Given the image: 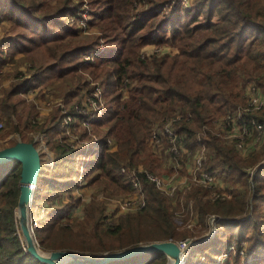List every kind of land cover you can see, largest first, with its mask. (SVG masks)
Masks as SVG:
<instances>
[{
    "label": "trees",
    "instance_id": "obj_1",
    "mask_svg": "<svg viewBox=\"0 0 264 264\" xmlns=\"http://www.w3.org/2000/svg\"><path fill=\"white\" fill-rule=\"evenodd\" d=\"M31 1L37 6L22 0H0V14L6 11L13 24L11 35L0 41V63H6L4 49L8 54L24 53L34 67L29 79L34 85L52 77L71 82L65 102L72 96V89L88 84L78 74L81 69L90 70L103 83L106 103L97 123L106 127L99 131L98 154L85 169V175L97 170L87 183L104 184L102 190H130L128 178L120 173L122 165L136 167L143 161L144 167L153 172L156 160L147 140L157 121L180 115L173 126L184 141L189 140L184 142L187 147H195L191 140L203 125L222 112L247 103L248 86L255 93L264 91V0H191L187 8L182 0H88L91 16L97 17L89 23L100 31L89 42L77 38L76 30L64 24L68 14L78 18L81 2L54 0L51 6L50 0ZM39 8L42 10L37 13ZM145 46L168 47L172 52L145 54ZM36 50L41 53L35 54ZM91 52H99L95 60L81 59ZM23 76L20 71L14 76L17 82L2 90L1 120L16 113L13 97L23 86ZM93 88L89 86L88 90ZM124 92L128 94L122 98ZM263 111L249 116L264 125ZM57 127L56 122L41 132L47 133L51 128L55 132ZM15 130L18 129L14 127ZM107 139L113 142L114 150L100 147ZM202 142L209 158L204 169L219 176L232 196L230 200L211 203L202 199L207 191L193 189L189 197L195 200L198 221L204 226L206 215L216 214L228 220L218 223L220 238L229 234L237 242H247L248 253L257 254L260 249L264 253V165L254 174L252 194L247 189V170L243 169L244 165L252 168L263 159L264 143L243 158L231 143L211 134ZM74 154L66 145H55L56 166ZM71 174L68 178L58 171L51 179L54 190L49 193L50 199L76 186ZM19 175L17 161L0 165V264H42L26 252L19 238L15 213ZM141 181L145 207L119 216L115 225H103V208L95 202L90 203L83 219L77 215L70 224L62 223L73 219L72 204L52 208L51 212L47 207L34 231L40 249L96 255L140 243L179 242L192 237L187 231L177 230L174 216L180 206L161 195L149 181ZM41 192L37 184L30 206L33 209L42 206ZM47 193L45 198H49ZM192 260L188 256L185 264ZM259 260L256 264H264V258ZM165 262L163 254L147 253L108 264ZM233 264L240 262L234 259Z\"/></svg>",
    "mask_w": 264,
    "mask_h": 264
},
{
    "label": "rangeland",
    "instance_id": "obj_2",
    "mask_svg": "<svg viewBox=\"0 0 264 264\" xmlns=\"http://www.w3.org/2000/svg\"><path fill=\"white\" fill-rule=\"evenodd\" d=\"M25 4H28L30 6H37V2H33L31 0H22ZM74 2H81V8L80 12L77 14L78 18L75 17L73 14H68L64 17V24H66L68 28L76 30L77 38H80L83 41H91L94 40L95 37L100 35V31L97 27L93 26L89 23V20L94 19L97 20V17L91 16V10L90 5L88 3V0H73ZM51 6L54 4V0H50ZM42 8H39V11L37 13H40ZM12 22L10 21L9 14L4 11L0 14V41H4L10 33V28L12 26ZM171 48L168 47H162L159 49H156L153 46H145L142 48V52L145 54H148L149 52L153 51H160L159 54L162 52L171 51ZM174 49V48H172ZM89 52V51H88ZM172 52V51H171ZM35 54L41 53V51H34ZM87 54V53H86ZM83 57H85V54L82 55L81 59L83 60ZM4 61L6 62L4 65L0 63V98L3 96V91L9 88L12 84L17 82V79L14 77L21 73L24 75L23 77H20L22 82H25L28 78L30 79L32 77L31 67H33V64L28 61L27 56L24 53L16 52L13 54H8L6 50L4 49ZM30 67V68H28ZM34 69V67H33ZM95 71H93L94 73ZM90 70L86 71L84 69H81V71L78 72L79 75L82 76V78L86 81H88V84L86 86H82L79 89H72L71 93L72 96L70 97L68 102H65L64 95L66 92L70 91L71 88L69 86L71 85V82L64 79H58L56 77L49 78L47 80L41 79L40 83L32 85L31 87H27L24 92H19L14 95L13 100L16 102V113L11 115L8 119H0V149L8 146H12L17 141H22V139H32L37 136H43L44 133L41 132L42 129L52 127L53 124H58L57 130L53 132L52 130H48L46 135L44 137V142L46 143L49 152L51 155H54L55 145H61V142H64L63 140L66 139V143L68 145H75L77 146L79 143L83 144H90L91 139L100 138L101 133L99 132L106 126L104 124L99 123H92L90 125H82L83 117L84 115L76 116L75 118V125H71L68 128H64L62 123H60L61 120V111L60 106L62 105L66 110L67 107L74 108L77 106L79 109L81 108L83 112L81 114L87 113L89 110L93 111V107H91L92 101L90 99L89 90L88 87H94L95 84H99L98 87L104 88V85L102 82L98 81L93 75L90 74ZM20 76V75H18ZM36 83V82H35ZM127 92H124L122 98H125L127 96ZM259 94H264L263 92H259ZM95 95V94H94ZM105 100V99H104ZM102 102L103 101L102 99ZM241 108H244L242 106L244 105H237ZM236 106V107H237ZM234 107V108H236ZM71 108V107H70ZM233 108V109H234ZM69 109V108H68ZM228 109V110H233ZM226 110V111H228ZM226 111L222 112L219 115L224 114ZM249 113H254L249 112ZM218 116V115H217ZM84 122V121H83ZM160 122L157 121L156 124ZM55 126V125H54ZM14 127H16L18 130L14 131ZM154 127V125H153ZM199 132H196L195 135L192 138V142L196 140V135ZM67 137V138H66ZM43 138V137H42ZM69 140V141H68ZM73 141V142H72ZM189 140H185L183 142L188 143ZM207 148V146H206ZM191 153H195L197 151V146L190 148ZM114 150V147L113 149ZM206 150V149H205ZM98 152L95 153L92 156V160L97 156ZM241 157H244L240 154ZM153 157L156 160L155 166L153 168V174L157 175H165L170 176L172 174V171L169 170V164H168V158L163 154V147L159 149V151L153 152ZM207 160L208 155L206 152ZM187 159V158H186ZM185 160V157H182V162ZM206 160V162H207ZM70 162V161H69ZM71 164H65L64 162L57 167V169L54 167L51 170V176H56L57 172H61L62 175L65 177H70L68 173H72V177H79L82 178V182L84 183L81 188H72L70 191H60L58 195L53 196L52 199L51 195L49 193H53L54 188L51 186V182L45 181L42 179L41 172L38 177V186L42 190L40 196L42 201V206H36V208H29V220L33 224V231H35L38 228V220L40 218H43L48 207V211L52 208H64L67 206V204H72L70 207L71 213H73V219L67 220L68 223L63 220L62 224H70V222H73L74 218L79 215L80 219H83L85 216V212L88 210L90 203L95 202L99 205L101 204L103 208V215H104V223L103 225H115L117 223L118 217L123 216L127 212H123L120 210V207L115 206V204L111 203L109 200H113V202H122L123 198H130L133 196V194H129V192H113L111 188L105 190L103 189L104 184H88V180L95 174H97V170L88 172L87 175H85V168L83 170H79V161L75 160V164L78 167V171H73V160H71ZM43 163V160H42ZM83 168V166H82ZM136 168H142L146 170V168L143 165V161L141 163L136 164ZM135 168V169H136ZM248 166L244 165L243 169H247ZM251 169V168H249ZM48 170H46L45 175ZM83 173V175H82ZM185 173L184 168L181 170V174ZM45 177V176H44ZM71 177V178H72ZM46 178V177H45ZM51 178V177H50ZM76 179V178H75ZM223 182V181H222ZM247 182H248V192L249 194H252V190L250 189L251 186H253L250 183V180L247 176ZM224 184V183H223ZM77 185V184H76ZM226 188H228L227 185H225ZM48 192V193H47ZM45 193H47L49 198H45ZM190 194V193H189ZM189 194L187 197H185V200L189 197ZM232 196V193H231ZM165 197V196H164ZM106 198L108 200H106ZM203 200H207L209 202H215L214 200H211L208 198L207 194L202 198ZM230 200V199H228ZM75 201L73 204L72 202ZM195 205V200L192 198V207ZM184 205H180L178 210L176 211V214L174 216V221L177 224V230L178 231H187L190 236H201L203 233H205L206 228V222H204V226L198 221L196 217V213H186L183 209ZM187 207L190 209V206L187 205ZM251 206H249L250 209ZM111 210H110V209ZM262 212H263V222H264V204H262ZM51 212V211H49ZM118 212H123L120 215H118ZM186 213V214H185ZM83 217V218H82ZM196 217V218H195ZM192 218L194 220H192ZM29 224V221H28ZM216 228L218 230V224L216 225ZM50 232V231H48ZM216 232V234L213 237L212 243H200L197 245H192L189 249V254L187 255L192 257L193 260L190 262V264H223L225 262V258H227L228 264H233L234 259H238L237 256H239V262L240 264L246 260L247 256L250 257V262L248 264H256V262H259L264 258L263 250H259L257 254H250L248 253V244L247 242H237L234 239H231L229 237V234L223 235L222 238H220ZM203 236V235H202ZM21 242L22 238L19 237ZM220 238V240H218ZM34 239L35 234H34ZM264 239V235H263ZM37 243V241H36ZM227 243H233L235 246V249L233 252L228 253L226 256H223V253H218L220 251H224L226 249ZM24 244V243H23ZM38 245V243H37ZM38 248L40 249L39 245ZM239 250L241 248L244 249V254L239 255ZM43 252H50L52 250H43L40 249ZM63 250V249H62ZM226 252V251H225ZM224 252V253H225ZM78 253V252H77ZM207 254H209L207 256ZM185 257V259L187 258ZM259 260V261H257ZM167 261V260H166ZM166 264V262H165Z\"/></svg>",
    "mask_w": 264,
    "mask_h": 264
},
{
    "label": "built area",
    "instance_id": "obj_3",
    "mask_svg": "<svg viewBox=\"0 0 264 264\" xmlns=\"http://www.w3.org/2000/svg\"><path fill=\"white\" fill-rule=\"evenodd\" d=\"M190 4L191 0H182V5L185 8H187ZM98 54L99 52H91L85 54L83 59L86 61H93ZM32 85L34 84L31 83L28 78L25 82H23V86L19 92H24L27 87H31ZM98 85L95 84L94 88L89 91L93 111L89 110L87 113L81 114L83 110L81 108L79 109L77 106L74 108L72 107L70 110H66L62 105H59L61 111L60 123H62L64 128L75 125L74 120L76 116L79 115H84V122L82 121V125H90L92 123L95 124L102 118L105 109V102H102L103 89L100 86L98 87ZM245 95L247 96V103L243 104L244 106L242 107L244 108L237 106L233 110H228L224 114L213 118L209 124H205L201 127V130L196 135V140H194L198 149L193 154L190 151L191 149L184 144L183 138L178 135L177 129L173 126L174 122L179 120L181 117L180 115H176L168 120L154 124V127L150 130L147 140L148 146L151 148L152 153L159 151V149L163 147V154L168 158L169 170L172 171V174L170 176H165L163 174L157 175L147 169L144 170L142 168L122 165L120 167V173L128 178L131 186L130 193L133 194V196L131 198L130 196L128 198H123L122 202L115 203L113 200L109 201L115 204V206L120 207V210L123 212L132 213L142 210L146 205L145 194L141 181L142 178L152 183L154 188L161 195L170 198L173 203H176L179 206L184 205L183 209L186 213H195L194 207H192V198L185 200V197H187L193 189H202L207 191L208 198L214 200L215 202L227 201L230 199L231 192L225 187V184H223L219 176L210 174L204 169L207 157L205 150L206 146L202 141L207 135L211 134L222 141L231 143L236 153L239 156L241 154L244 157L250 152L258 150L262 147L261 145L264 143V125L257 123L254 118L250 117L249 112H256L264 109V94L260 95L259 93H255L254 88L252 86H248L245 90ZM44 134L43 136L34 137L31 142L35 145L41 161L43 160V167L45 171L48 170L47 173L51 174L52 168L54 169L55 167V162L46 143L44 142V137L46 136ZM63 141L64 142H61L62 146L66 145L71 151H73V153L78 155L79 168L81 170L82 166H84L98 150L97 144L99 140L95 137L94 139H91L90 144L79 143L77 146L68 145L66 143V139ZM100 147L112 150L114 144L111 139H107ZM182 157H185L183 162ZM261 165H264V157L251 169H246L251 185L254 174ZM182 168L185 170V173L183 174H181ZM252 187L253 186H251V188ZM30 188L36 190L37 186L31 185ZM106 200L108 199L106 198ZM187 205L190 206V209ZM123 212H118V215ZM192 220L194 219L192 218ZM223 221L228 220H224L216 214H208L205 219L207 231L202 234L203 236L189 237L176 243L181 246V249L184 251L183 253L187 256L192 245L209 242L217 232L216 225ZM29 228L34 236V228L30 220ZM185 241L187 244L183 245V242ZM234 250L236 249L233 243L228 244L225 250L226 252L223 256H226ZM237 250L239 251V255L244 254L243 248L240 250L238 248ZM243 262L249 263L250 257L247 256L246 260Z\"/></svg>",
    "mask_w": 264,
    "mask_h": 264
},
{
    "label": "water",
    "instance_id": "obj_4",
    "mask_svg": "<svg viewBox=\"0 0 264 264\" xmlns=\"http://www.w3.org/2000/svg\"><path fill=\"white\" fill-rule=\"evenodd\" d=\"M17 161L20 164L19 194L15 213L17 211V225L24 237L26 252L42 264H108L123 261L147 253H161L166 257V264H184V251L173 241H154L140 243L125 249L103 254L88 255L69 250H52L43 252L38 248L34 236L29 228V208L33 202L35 190L30 186H37L41 169V159L32 142L17 141L12 146L0 149V165ZM187 242H183L186 245ZM64 261V262H62Z\"/></svg>",
    "mask_w": 264,
    "mask_h": 264
},
{
    "label": "crops",
    "instance_id": "obj_5",
    "mask_svg": "<svg viewBox=\"0 0 264 264\" xmlns=\"http://www.w3.org/2000/svg\"><path fill=\"white\" fill-rule=\"evenodd\" d=\"M53 159H54V162H55V156L53 155ZM93 158L91 157L90 158V160L87 162V163H85V165L83 166V168H82V170L85 168H87V166L93 161L92 160ZM71 160H73V163H74V166H73V171L75 172V171H78V165L76 166V164H75V160L76 161H79V157H78V155L75 153L74 155H72V156H69V158H67V159H65L64 160V163L67 165V164H71L72 162H71ZM70 161V162H69ZM55 166H56V162H55ZM56 169H57V167H55ZM79 170L81 171V169L79 168ZM40 172H41V175H42V179L43 180H45V181H51V179H53L54 178V176H51V174H46L45 175V169H44V167H43V163H42V161H41V169H40ZM82 175H83V173H82ZM46 178H45V177ZM51 177V178H50ZM74 179L76 178V182H77V185L76 186H74L73 188H76V190L78 189V188H81L82 186H83V182H82V178H79V177H73ZM37 189V188H36ZM129 193L131 192V187H130V190L128 191ZM194 207V212L196 213V210H195V206H193ZM110 209V208H109ZM111 210V209H110ZM197 216V215H196ZM196 218V217H195ZM205 231H206V229H205ZM204 234V233H203ZM212 241H213V238L209 241V242H205V243H208V244H210V243H212ZM227 245H228V243H227ZM227 247V246H226ZM226 250V249H225ZM225 250L224 251H220V252H218V253H223L224 254V252H225ZM209 254H207V256H208ZM187 257V256H186ZM229 257V256H228ZM227 257V258H228ZM238 257V260H239V256H237ZM227 258H225V262L223 263V264H228V262H227ZM185 264V263H184ZM241 264H248V263H244V262H242Z\"/></svg>",
    "mask_w": 264,
    "mask_h": 264
},
{
    "label": "bare ground",
    "instance_id": "obj_6",
    "mask_svg": "<svg viewBox=\"0 0 264 264\" xmlns=\"http://www.w3.org/2000/svg\"><path fill=\"white\" fill-rule=\"evenodd\" d=\"M29 213V212H28ZM16 215H17V217H18V214H17V211H16ZM18 230H19V227H18ZM19 232H20V235H21V238H22V241L24 242V237L22 236V234H21V231L19 230ZM186 252V251H185ZM184 256H186L185 254L183 255V257ZM62 262H64V261H62ZM171 262H169V264H170ZM58 264H60V263H58Z\"/></svg>",
    "mask_w": 264,
    "mask_h": 264
}]
</instances>
